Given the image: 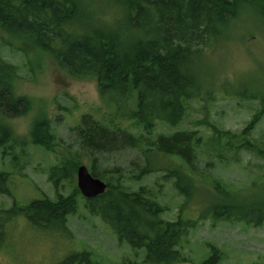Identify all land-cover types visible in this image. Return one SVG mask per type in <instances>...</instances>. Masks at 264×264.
Here are the masks:
<instances>
[{
	"label": "trees",
	"instance_id": "trees-1",
	"mask_svg": "<svg viewBox=\"0 0 264 264\" xmlns=\"http://www.w3.org/2000/svg\"><path fill=\"white\" fill-rule=\"evenodd\" d=\"M84 6L81 0H0V31L48 53L72 78L94 79L105 104L115 105L106 121L88 113L81 115L75 130L79 158L63 159L49 169L48 178L56 192L54 199H33L22 207L16 206L14 199L12 207L0 209V242L15 213L36 227H51L67 234V217L76 212L80 196L89 212L112 229L120 244H127L135 251L144 249L140 261L123 264L189 261L181 252V242L191 229L209 217L261 225L264 183L258 186L261 193L258 190L246 199L220 185L216 177L203 186L200 180L210 177L207 169L212 161L200 157L204 143L200 131L155 133V129L157 123L174 127L182 121L185 101L197 98L200 93L198 64L204 48L244 8L264 19V0H117L115 6L123 20L120 26L78 22L79 10ZM6 47L0 42L3 156L7 143H23L7 120L25 114L31 105L28 97L14 89L19 68L4 58ZM263 113L254 114L240 133L206 121L212 133L211 143H222L230 149L245 148L257 154L264 152L246 137ZM126 121L137 126V131L127 130L123 126ZM29 140L33 145L53 149L57 135L49 119L35 118ZM126 150L137 151L142 161L130 160L126 171L114 170L121 173L114 183L106 182L103 193L85 198L76 187L67 195L60 192L62 181H71L82 157L88 158L90 173L103 179L104 173L113 171L104 165L102 154ZM157 172L161 173L160 180H155L152 186L141 183ZM171 180L183 199L175 219L164 220L161 214L167 207L159 198L164 183ZM7 182L8 173L0 170V194L12 197ZM206 246L208 253L199 264H220L219 248L212 242ZM56 264L98 263L90 251L83 249L68 254Z\"/></svg>",
	"mask_w": 264,
	"mask_h": 264
},
{
	"label": "rangeland",
	"instance_id": "rangeland-1",
	"mask_svg": "<svg viewBox=\"0 0 264 264\" xmlns=\"http://www.w3.org/2000/svg\"><path fill=\"white\" fill-rule=\"evenodd\" d=\"M81 1L85 6L79 10L78 22L123 24L122 13L115 6L117 0ZM0 42L8 46L4 58L19 68V77L13 81L16 93L28 97L31 103L25 114L7 120L23 143H7L4 156V149L0 147V170L8 173L7 185L12 194V197L0 194V209L6 210L14 205V199L18 207L33 199H54L56 192L48 178L49 169L63 159L79 158L75 130L81 115L88 113L106 121L115 105L105 104L94 79L72 78L48 53L31 48L2 31ZM198 72L200 93L197 98L185 101L182 121L174 127L157 123L155 133L183 129L200 131L204 138L200 157L212 161L207 169L211 175L202 178L201 184L204 186L216 177L220 185L235 191L241 199L252 197L264 183V152L257 154L245 148L230 149L222 143H211L212 133L206 121L240 133L254 114L264 112V19L251 9H242L204 48ZM37 117L49 119L57 135L51 150L33 145L29 140ZM123 126L131 132L137 131V126L130 121L124 122ZM246 137L256 147L264 149V113ZM101 160L113 171L104 173L102 180L113 183L121 173L115 172L126 171L130 160L142 161L135 150L104 152ZM80 161L79 165L84 164L90 169L87 157ZM160 175L159 172L152 173L141 183L152 186L155 180H160ZM70 179L62 181L60 192L63 195L78 188L76 171ZM172 182L164 183L159 198V202L167 207L161 214L164 220L175 219L183 199ZM85 205L80 196L76 212L67 217V234L51 227H36L23 215L15 213L13 220L7 223V231L3 230L0 264H56L68 254L83 249L90 251L98 264H123L142 259L144 249L135 251L127 244H120L112 229L91 214ZM207 242L214 243L221 251L220 264H264V222L252 226L233 219L209 217L202 220L181 242V252L189 261L176 264H199L208 253Z\"/></svg>",
	"mask_w": 264,
	"mask_h": 264
},
{
	"label": "water",
	"instance_id": "water-1",
	"mask_svg": "<svg viewBox=\"0 0 264 264\" xmlns=\"http://www.w3.org/2000/svg\"><path fill=\"white\" fill-rule=\"evenodd\" d=\"M76 185L85 198L96 197L103 193L107 188L106 182L100 178L94 177L90 173L88 167L84 164L77 167Z\"/></svg>",
	"mask_w": 264,
	"mask_h": 264
},
{
	"label": "bare ground",
	"instance_id": "bare-ground-1",
	"mask_svg": "<svg viewBox=\"0 0 264 264\" xmlns=\"http://www.w3.org/2000/svg\"><path fill=\"white\" fill-rule=\"evenodd\" d=\"M102 180V179H101Z\"/></svg>",
	"mask_w": 264,
	"mask_h": 264
}]
</instances>
